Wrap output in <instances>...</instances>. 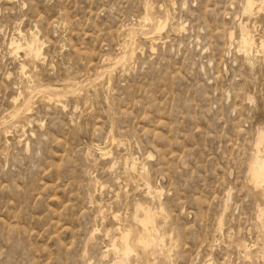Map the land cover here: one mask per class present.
<instances>
[{
  "label": "rangeland",
  "instance_id": "obj_1",
  "mask_svg": "<svg viewBox=\"0 0 264 264\" xmlns=\"http://www.w3.org/2000/svg\"><path fill=\"white\" fill-rule=\"evenodd\" d=\"M256 1L0 0V264H264Z\"/></svg>",
  "mask_w": 264,
  "mask_h": 264
},
{
  "label": "bare ground",
  "instance_id": "obj_2",
  "mask_svg": "<svg viewBox=\"0 0 264 264\" xmlns=\"http://www.w3.org/2000/svg\"><path fill=\"white\" fill-rule=\"evenodd\" d=\"M248 1V0H247ZM256 1V0H255ZM147 2V1H146ZM252 2V0H251ZM257 2V1H256ZM253 3V2H252ZM255 3V2H254ZM258 3V2H257ZM260 3V1H259ZM148 4V3H147ZM255 5V4H254ZM253 4L251 5L252 7L254 6ZM264 5V3L262 4ZM250 6V7H251ZM247 7V6H246ZM247 9V8H246ZM252 9V8H250ZM255 10V9H254ZM246 11V10H245ZM252 11V10H251ZM148 17L146 16V18H143V19H147ZM168 18V17H167ZM159 20V19H158ZM161 20V19H160ZM159 22V21H158ZM157 22V23H158ZM159 25V24H158ZM157 25V26H158ZM156 27V26H155ZM162 26L160 24V26L158 27V29H160ZM164 27V26H163ZM157 28V27H156ZM157 30V29H156ZM154 32V31H153ZM243 32V31H242ZM152 33V32H151ZM245 33V38L243 37L244 39V42H245V46L246 44H249L251 45L252 44V39L246 35V31L244 32ZM148 35V34H147ZM146 37V36H145ZM148 38V37H147ZM36 39V38H35ZM17 41H14V42H11V45H16L17 47H19V45L16 44ZM243 42V41H242ZM264 43V42H262ZM19 44H22V43H19ZM35 45V44H34ZM255 45V44H254ZM15 46V47H16ZM28 46V45H27ZM253 46V44H252ZM264 46V44H263ZM21 47V46H20ZM19 47V48H20ZM247 47V46H246ZM33 48V47H32ZM18 49V48H17ZM134 49H136L134 47ZM244 49V48H243ZM263 49V48H262ZM246 50V49H245ZM36 51H38L36 49ZM125 51V49H124ZM133 51V50H132ZM244 51V50H243ZM251 51V50H250ZM244 53V52H243ZM38 54V52H37ZM125 54V53H123ZM134 54V53H133ZM35 56V55H34ZM33 57V56H32ZM39 57V56H38ZM123 58V57H122ZM121 58V59H122ZM33 59V58H32ZM120 59V58H119ZM125 59V58H124ZM37 60V59H35ZM118 60V59H117ZM122 61V60H121ZM116 63V62H115ZM117 65V63H116ZM24 66V65H23ZM22 66V68H23ZM109 70V69H108ZM68 85V84H67ZM69 86V85H68ZM47 88V87H46ZM54 89V88H53ZM60 90V89H59ZM45 91V90H44ZM42 92V91H41ZM47 96V95H45ZM44 96V97H45ZM56 96V95H55ZM50 97V96H49ZM59 97V95H58ZM52 98V95L51 97ZM23 106V105H22ZM26 108V107H25ZM17 109V108H16ZM28 109V108H27ZM14 111V109H13ZM24 111V110H23ZM27 111V110H26ZM19 112H21L19 110ZM12 113V112H11ZM14 113V112H13ZM10 114V113H8ZM26 114V113H25ZM10 116V115H9ZM18 116V114H17ZM22 116V115H21ZM24 116V114H23ZM1 118V117H0ZM16 118V116H15ZM3 121V118L1 119ZM115 138V137H114ZM259 141H258V144H257V147L255 149V152L253 153V156H252V159L250 161V166H249V174H250V178H251V181L253 183V185L256 187L257 190H259V192H261V194L264 196V132H261L260 135H259ZM115 140V139H114ZM113 143V142H112ZM103 149V148H102ZM101 149V150H102ZM105 152V151H104ZM103 153V152H102ZM132 159V158H131ZM134 160V158H133ZM132 160V161H133ZM136 161V160H134ZM138 166V165H137ZM144 171V170H143ZM142 174V173H141ZM140 175V174H139ZM144 175H146L144 173ZM142 178V177H141ZM147 178V177H146ZM148 180V178H147ZM146 181V180H145ZM149 181V180H148ZM145 183V182H144ZM147 184V183H146ZM150 190V188H149ZM156 190V189H155ZM154 190V191H155ZM157 192V191H156ZM161 193V191H160ZM150 194V193H149ZM157 194V193H156ZM139 210L144 212V217L142 219H139L138 220V225L140 226V234H139V240L137 242H139L140 244L144 245V248H148V247H153L154 249L158 246H164V243H163V239L161 238V235H157V232L158 231L156 229V226H155V221H156V218L157 216L159 215L155 210H153L152 208L150 207H144V206H139ZM259 221L260 223L264 226V208H260V213H259ZM116 217V216H115ZM117 218V217H116ZM135 218V217H134ZM136 224V222H135ZM138 225L136 227H138ZM262 226V227H263ZM133 227V226H132ZM119 230V228H117ZM116 229V231H117ZM122 230V229H120ZM119 230V231H120ZM131 230V229H130ZM131 232L130 231H123L122 232V236H121V243H122V248L120 249L125 255L127 258L130 256V254L136 249H134V246L132 245V242H131ZM120 239V238H119ZM264 239V238H263ZM120 242V241H119ZM138 246V245H137ZM155 246V247H154ZM143 247V246H142ZM162 248V247H160ZM264 248V246H263ZM159 249V248H158ZM157 249V250H158ZM116 251H118L116 248H115ZM160 250V249H159ZM120 251V253H122ZM259 251V250H257ZM152 252V251H151ZM118 253V252H117ZM118 255V254H117ZM120 255V254H119ZM122 255V257L124 258V256ZM259 255V254H258ZM122 261V260H121Z\"/></svg>",
  "mask_w": 264,
  "mask_h": 264
}]
</instances>
